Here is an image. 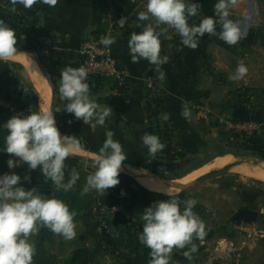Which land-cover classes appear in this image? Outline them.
I'll return each mask as SVG.
<instances>
[{"label": "crops", "instance_id": "0c3cea01", "mask_svg": "<svg viewBox=\"0 0 264 264\" xmlns=\"http://www.w3.org/2000/svg\"><path fill=\"white\" fill-rule=\"evenodd\" d=\"M131 1L140 5H135L129 16H125L123 6L113 0H58L55 7L43 3L34 4L31 8L15 5L24 16L36 12L40 30L51 38L45 41V49L36 53L24 50L22 27L8 21L1 12L14 6L11 0H0V20L14 29L17 37V54L0 61L15 66L11 72L18 78V94L35 96L38 112L49 109L52 101L56 126L61 135L75 136L83 146L82 151L69 157L78 161L80 172H95L94 157L106 140V130L112 131L113 139L121 143L128 157L122 162L120 173L134 179L148 194L138 188H127L109 197L97 194L94 196V218L88 227L81 215L76 214L74 218L84 230L77 233V238L66 240L60 235L62 239L56 241L54 239L59 234L42 227L34 240L42 237V246L52 255L69 254V259L66 258L65 262L59 259L57 264H70L69 260L77 250L86 251L77 264H150V249L139 243L140 233L130 238L126 231L133 221L139 220L143 224L141 217L145 208L170 197L165 192L148 188L141 182L143 180L170 190L172 196L180 197V201L195 199L197 204L193 211L205 224L204 238L193 240L197 251L186 258L184 253L190 251L191 245L185 249L174 248L168 257L172 264H264V8L261 7L264 0H244L239 5V18L235 23L243 38L232 45L236 51H222L220 64L216 63L214 68L210 64V68L206 62L209 56L219 54L214 46V40L219 36L205 33L198 47L191 49L182 59L175 60V64L172 61L179 56L180 47L172 43H168V50L161 47L160 55L166 56L168 61L159 70L147 60L131 62L127 47L131 34L141 32L147 24L155 26V22L137 19V14L145 10L147 0ZM214 2L216 0H186V5L197 3L205 11L204 8L213 6ZM164 29L166 33L162 32ZM155 30L162 32L160 44L165 42L166 35L170 39L180 37L166 25ZM249 36H253L251 43L246 42ZM90 37L114 38L115 43L110 45L112 53L125 70L129 82V98L121 106L117 105L118 96L111 82H104L90 93L98 110L113 109L105 125L96 127L84 124L82 119L77 120L73 114L63 110L66 101L61 100L59 93L56 95L53 84L56 82L60 87L61 70L64 68H78L81 47ZM245 48H248L246 52ZM241 62L248 72L243 79L232 80L230 77ZM161 72L164 73L163 80L159 78ZM219 73L222 81L217 80L216 74ZM4 81L0 76V91L4 90ZM146 86H154L163 93L166 114L160 123L168 117L169 127L175 134L174 144L185 152V156L176 161L173 172L159 168L163 176L136 166L148 154L140 139L145 135L148 124V113L139 98ZM55 107L61 109L60 113L69 126L65 124L64 133L60 130L62 124L57 120ZM184 109L190 113L188 118L182 115ZM13 116L0 113V125ZM246 119L261 125L253 144L247 145L243 140L232 142L222 131L220 121ZM6 135L7 130L0 127V149L5 147ZM230 145L241 148L234 149ZM67 168L65 165V182L68 181ZM13 172L24 182L28 166L24 164L9 169L7 165L6 173ZM29 177V183H32L34 177ZM44 181L51 182L47 178ZM34 183L42 184V181L34 180ZM111 205L122 206L123 212L112 216L102 211ZM244 206L257 213L256 221L233 225L232 218ZM215 207H219L216 209L220 212L214 211ZM102 214L119 230L118 237L110 236L101 224ZM209 214H214L220 221L218 228L210 227L213 216ZM39 242L34 241L36 249Z\"/></svg>", "mask_w": 264, "mask_h": 264}, {"label": "clouds", "instance_id": "9594fccd", "mask_svg": "<svg viewBox=\"0 0 264 264\" xmlns=\"http://www.w3.org/2000/svg\"><path fill=\"white\" fill-rule=\"evenodd\" d=\"M11 3L24 8H31L37 3L55 7L58 0H11ZM237 3L238 0H217L214 5L215 15L222 21L219 38L230 46L243 38L238 24L229 19L230 8ZM198 12L199 5L191 3V6H187L186 0H147L145 10L137 14V19L154 20L155 26L147 24L141 32L131 34L127 43L131 62L135 64L141 59L147 60L156 70L167 63L168 58L160 55L162 32L155 30L160 25L174 29L182 38V44L191 49L198 47L205 33L217 35V21L213 17L203 18L198 26L189 25L188 18L196 16ZM100 42L108 47L115 40L101 37ZM16 44L15 30L0 20V60L14 57L17 54ZM247 72V67L241 62L230 78L241 80ZM87 76L88 72L83 67L68 66L61 70L59 94L61 100L66 101L63 110L91 127L104 126L106 119L113 114V109L108 107L98 110L97 103L90 98ZM159 78L164 79L163 72ZM55 111L60 112L61 109L55 107ZM182 115L188 118L190 113L184 109ZM0 127L7 130L5 147L0 150L12 157L7 161L9 169L27 164L30 170L39 169L57 190L67 192L73 188L79 173L73 168L70 178L65 182L64 162L73 153L82 151L83 146L75 136L61 135L53 108L30 112L28 115L19 113ZM105 135L106 140L94 157L96 170L87 176L82 196L90 191L104 196L109 188L120 183L118 177L122 162L128 157L121 143L113 139L112 131L106 130ZM140 139L152 156L166 147L153 134H145ZM23 180L30 182V177L24 176ZM20 184L21 177L15 172L0 175V264H33L36 248L29 238L37 234L40 227H46L66 240L77 238L75 211H70L60 199L46 198L36 187L25 190L23 186H18ZM165 194L170 198L154 202L144 209L141 217L143 230L138 235V241L150 249V264H169L168 257L174 248L185 249L189 245L190 251L184 255L190 258V254L197 251L193 240H202L206 235L204 222L193 211L197 201H180L170 192Z\"/></svg>", "mask_w": 264, "mask_h": 264}, {"label": "trees", "instance_id": "16d2710c", "mask_svg": "<svg viewBox=\"0 0 264 264\" xmlns=\"http://www.w3.org/2000/svg\"><path fill=\"white\" fill-rule=\"evenodd\" d=\"M114 3H118L123 6V12L125 16H129L133 10L134 5L131 0H113ZM15 6H10L8 10H1L2 14L8 21L14 22L17 25L22 27V31L24 34V50L30 52L40 53L45 49V41L47 39H51L50 36L44 32H42L39 28L38 20L36 18V12H31L28 16H24L21 14V9ZM15 9V10H13ZM20 9V10H19ZM203 18L199 16H193L188 18V23L190 26L199 25ZM176 39V41L172 42V45L176 47H180L179 56L174 58L175 60L182 59L191 48L186 47L182 44L181 40ZM253 41V36H249L246 42L251 43ZM214 43L220 46H227L226 49H230L232 45H228L222 39L216 38ZM61 59V55H60ZM59 59V60H60ZM15 69L14 65L8 63H2L0 61V76L4 77V90L0 91V96L8 93L9 88L12 85L18 84V78L12 74V70ZM104 82H109L105 78L96 77L94 80L88 79L86 83L89 85L90 93H93L101 86ZM94 83V84H93ZM56 95L59 93V87L56 82H53ZM93 85H96L93 87ZM114 90L117 92L118 96V106H121L125 103L129 98V82L128 79L126 83L123 85L114 86ZM18 99L16 104H18V108L13 112V115L16 116L19 113L26 112L28 114L31 109L36 108L37 110V99L35 96H31L28 93H22L17 95ZM139 98L144 102L145 110L148 113V124L145 130V134H153L159 137L160 141L166 145V147L155 154V156L147 154L144 160L138 163L136 166L153 173L155 175L163 176L162 172L159 168H165L167 172H173L174 166L177 160L182 159L185 156V152L181 148V146L174 144L175 134L169 127L167 119H164L162 123L160 120L166 114L165 109V97L161 91L152 86L149 88L148 86L142 88ZM38 112V111H36ZM3 113V112H0ZM57 120L60 124V130L64 133L65 126L68 124L64 120L62 114L60 112H56ZM66 124V125H65ZM69 127V126H68ZM254 139V138H253ZM253 139L246 142L247 145L253 144ZM10 158V154L0 150V175H3L7 172V161ZM166 160V163L164 161ZM65 165L68 166L66 169V179L70 178V173L73 168L77 170L79 173V179L76 182V186L74 189H71L67 192L60 189L58 191L57 199L62 200L68 207L70 211H75L76 214L81 215L84 225L88 227V223L91 219L94 218V207L96 206V196L98 193L95 191H90L86 195H81V191L86 185L87 176L91 173L88 172H80L81 167L78 164V161L67 158L65 160ZM120 183L112 188H109L106 191L105 196L109 197V195H114L116 193L122 192L127 188H138L141 192L147 194L144 190H142L138 184L131 177L120 173L119 174ZM148 195V194H147ZM180 197H178L179 199ZM117 202H114L115 204ZM117 205V204H116ZM114 206V205H111ZM101 217V224H103L104 228L107 230L108 234L112 237H118L119 230L113 225L112 221L104 214ZM119 215V214H117ZM113 228L116 232L112 233L111 229ZM143 230V224L140 223L139 220L133 221L131 225L127 228L126 234L132 238L136 234L140 233ZM86 255L85 250H77L69 260L70 264H77L81 259ZM33 264H57V258L55 255H52L48 251L44 249L41 242H39L38 247L36 249V253L33 257Z\"/></svg>", "mask_w": 264, "mask_h": 264}, {"label": "built area", "instance_id": "2783aa9c", "mask_svg": "<svg viewBox=\"0 0 264 264\" xmlns=\"http://www.w3.org/2000/svg\"><path fill=\"white\" fill-rule=\"evenodd\" d=\"M101 37H90L83 42L80 50V61L78 68L83 67L87 70L88 79L94 80L96 77L105 78L111 84L116 86L126 83L127 75L125 70L120 66L118 60L113 55L111 47H105L101 44ZM18 86L12 85L8 93L0 96V112L13 114L18 108L17 95ZM116 95L117 92H116ZM17 111V110H16ZM221 129L226 133L230 140H243L248 142L253 139L260 131L259 122L251 119L246 120H221ZM107 214L115 216L123 212L122 206H111L102 209ZM169 264L171 260L169 259Z\"/></svg>", "mask_w": 264, "mask_h": 264}, {"label": "rangeland", "instance_id": "374dc122", "mask_svg": "<svg viewBox=\"0 0 264 264\" xmlns=\"http://www.w3.org/2000/svg\"><path fill=\"white\" fill-rule=\"evenodd\" d=\"M216 3H217V0H216ZM215 2H214V5L216 4ZM242 3H244V0H238V3H237V5L235 6V7H231L230 8V16H229V19H231V20H233L234 22L239 18V12H238V10H237V8L239 7V5L240 4H242ZM133 5H134V3H133ZM135 5H140L139 3L138 4H136L135 3ZM135 5H134V7H135ZM214 5L213 6H211V7H206V8H204V10L206 11H203V10H201L200 8H199V12H198V14H197V16H199L200 18H205V17H213L216 21H217V23H216V32H217V36H219V33H220V31L222 30L221 29V24H222V21H220L219 20V17H217L216 15H215V12H214ZM262 7V9L264 8V5H262L261 6ZM263 15V14H262ZM262 20H263V25H264V18H263V16H262ZM149 21H152V22H155L154 20H149ZM162 32H167V31H165V29L162 31ZM179 40H182V38L181 37H179ZM178 40V41H179ZM174 41H176V38H173L172 37V39H170V36L169 35H166V37H165V42H162V44H160L161 45V47L164 49V50H168V45L169 44H171L172 42H174ZM169 43V44H168ZM216 48H218V52H219V54H217V56L216 55H211V56H209L210 58H207V64L210 66V64H211V66H212V68H214V66H215V64L216 63H218V64H220L221 63V59H222V51L223 50H225L226 52H234V51H236V47L234 46V51H233V49H232V47L230 48V49H226V47L227 46H225V47H223V46H220V45H218V44H216V45H214ZM247 49L248 48H245V52L247 51ZM244 51H242L241 53H243ZM211 66H210V68H211ZM215 70V69H214ZM43 76V75H42ZM216 76H217V80L218 81H222L221 79V75H220V73L219 74H216ZM44 77V76H43ZM56 98H57V96H56ZM36 111H38V110H36V108H34L33 107V109H31V111H29L28 112V114H30V112H36ZM28 114H26V112H24V115H28ZM242 141V140H241ZM250 155V154H249ZM28 176H33L34 178H33V180H32V183H29V182H21V184L20 185H18V186H23L24 188H25V190H30L31 188H33V187H36L37 188V190L41 193V194H43V195H45V196H47L46 198H48V197H50V198H53V197H55V198H57V195H58V191L59 190H57L56 189V187H55V185L52 183V181L51 182H45L44 181V179H46V177L40 172V170L39 169H37V170H30L29 168H28ZM34 180H37V181H42V184H35L34 183ZM253 181H255V180H253ZM76 186V185H75ZM255 187L256 186H258L257 184H255L254 185ZM73 189V188H72ZM49 191H52L51 193H48ZM249 194H252L251 192L249 193ZM262 197H264V193H262ZM219 208V207H215L214 208V211H219V210H217V209ZM220 212V211H219ZM210 216H213L212 218H213V221H211L210 222V224L209 225H211L210 227H212V228H218L219 226H220V221L218 220V218H216V216L214 215V214H209ZM105 216V215H104ZM210 219H211V217H210ZM74 223L76 224V232L77 233H79V232H84V230H83V227L81 226V225H79L77 222H76V220L74 219ZM43 228L41 227V229L40 230H42ZM39 230V231H40ZM220 231H221V229H219ZM40 233L38 232L37 234H35V235H33V236H30V238H29V240H30V242L31 243H33L34 244V241H35V243H37V241L39 242V240H40V242H42V237L40 238V239H36V240H34L35 239V236L36 235H39ZM63 237V236H62ZM61 240L62 238H61V236L60 235H58V236H56V238L54 239V240H56V241H58L59 239ZM51 243H52V241H51ZM56 256V258H57V260H61V262L63 261V262H65L66 261V258H68V256H69V254L68 253H59V254H57V255H55ZM69 259V258H68ZM67 259V260H68Z\"/></svg>", "mask_w": 264, "mask_h": 264}, {"label": "water", "instance_id": "95a60500", "mask_svg": "<svg viewBox=\"0 0 264 264\" xmlns=\"http://www.w3.org/2000/svg\"><path fill=\"white\" fill-rule=\"evenodd\" d=\"M230 146L234 149L241 148L237 145H230ZM256 219H257V213L249 210L246 206H244L236 212L235 216L231 220V223L233 225H236L242 222L250 223V222H255ZM110 229L112 233L116 232L113 228H110Z\"/></svg>", "mask_w": 264, "mask_h": 264}, {"label": "bare ground", "instance_id": "6f19581e", "mask_svg": "<svg viewBox=\"0 0 264 264\" xmlns=\"http://www.w3.org/2000/svg\"><path fill=\"white\" fill-rule=\"evenodd\" d=\"M42 109V108H41ZM49 109H52V101H50V107ZM145 186H147L150 189L153 190H158V191H162V192H170V190L166 189V188H162V187H158L153 185L152 183H150L149 181H141Z\"/></svg>", "mask_w": 264, "mask_h": 264}]
</instances>
